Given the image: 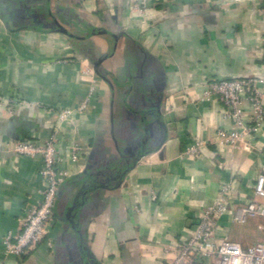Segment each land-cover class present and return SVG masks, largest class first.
Instances as JSON below:
<instances>
[{"label": "crops", "instance_id": "1", "mask_svg": "<svg viewBox=\"0 0 264 264\" xmlns=\"http://www.w3.org/2000/svg\"><path fill=\"white\" fill-rule=\"evenodd\" d=\"M32 1L0 0V96L34 106L9 113L0 105V264H68L66 247L79 244L99 264H166L165 248L190 238L222 186H232L238 205L251 199L264 162V121L255 134L225 145L216 133L234 124L220 101L203 92L210 80L253 78L264 106V0H139L141 12L128 0ZM35 11L41 19L28 15ZM52 18L83 39L58 32ZM97 31L107 33L92 34ZM99 58L113 89L93 71ZM91 89L87 109L78 112ZM151 93L148 109L159 96L164 129H153L147 152L117 188L91 193L79 228H72L65 213L76 181L86 177L90 161L116 155L112 129L121 144L125 110ZM63 110L71 114L57 123ZM243 110L251 124L246 102ZM56 125L67 177L57 192L54 226L26 255L7 254L5 236L17 232L44 187L41 157L14 154L9 145L43 143ZM195 141L204 143L198 155L185 154ZM224 239L243 246L262 241L264 218L237 224L231 211L224 213L216 242Z\"/></svg>", "mask_w": 264, "mask_h": 264}, {"label": "built area", "instance_id": "2", "mask_svg": "<svg viewBox=\"0 0 264 264\" xmlns=\"http://www.w3.org/2000/svg\"><path fill=\"white\" fill-rule=\"evenodd\" d=\"M133 10L142 11L139 0H128ZM257 80L244 79H219L205 83L203 95L215 97L224 106L225 115L233 122L230 131L218 130L217 141L225 145H234L243 136L255 134L264 121V106L261 103ZM264 84V80H261ZM92 89L88 96L78 106L77 111L87 109L92 98ZM246 102L252 115L251 124L245 121L243 104ZM0 105L12 113L19 108L34 107L31 103L15 97L0 96ZM51 111V110H50ZM71 114L63 110L57 114V123L67 120ZM58 128L51 133L43 143L21 140L9 145V150L14 154L36 156L42 159L40 174L44 182L40 202L29 208L15 234H7L4 238V248L7 254L24 256L39 244L54 226V207L60 185L67 177V172L60 167L61 157L57 151ZM203 142L195 141L185 149V154L197 156ZM79 148L71 154L72 160H78ZM231 185L221 187L217 198L210 206L203 208L190 238L175 246L166 247L165 256H171L166 264H199L211 262L215 264H264V239L252 245L243 246L237 241L224 239L216 242L218 220L224 213L231 211L233 221L245 224L254 218H264V162L256 178L251 199L238 205L234 201ZM155 200V194H151Z\"/></svg>", "mask_w": 264, "mask_h": 264}, {"label": "water", "instance_id": "3", "mask_svg": "<svg viewBox=\"0 0 264 264\" xmlns=\"http://www.w3.org/2000/svg\"><path fill=\"white\" fill-rule=\"evenodd\" d=\"M28 15L32 19H41L39 12L36 11L28 13ZM48 15L51 16L50 11H48ZM51 25L55 26L58 32L70 38L83 39L82 37L70 33L56 18H52ZM95 33L101 34L107 32L97 31L92 34ZM103 59L104 58H99L93 62V71L113 89L112 83L100 72L99 67ZM156 90L158 91L159 88ZM155 97L156 95L151 93L133 99V108L125 110V129L123 128L125 136L121 139V144L115 139L113 129L111 132L116 155L106 153V155H102V160L94 161L92 165L90 161L83 172V175L86 177L76 181L74 186L76 188L77 186L80 187L76 190L73 201L66 206L65 213V220L69 222L72 228H79L78 223L82 220L84 206L93 199L91 193L100 189L117 188L129 169H131L147 152L143 146L148 137H153V129L157 127H160L162 130L164 129L159 96L157 97V104L154 105L155 109H148L152 107V105H148V102L151 101V99H155ZM148 117H151V119L149 120ZM141 130L144 131V136H142ZM111 185L113 187H111ZM95 195H97V193L94 194V196ZM76 220L79 222H76ZM66 250L69 257L68 264H99L96 262L89 249L83 244H79L77 247H74L73 250L67 246Z\"/></svg>", "mask_w": 264, "mask_h": 264}, {"label": "trees", "instance_id": "4", "mask_svg": "<svg viewBox=\"0 0 264 264\" xmlns=\"http://www.w3.org/2000/svg\"><path fill=\"white\" fill-rule=\"evenodd\" d=\"M114 82L117 84V85H120L119 83V79L117 77H114ZM116 165V164H115Z\"/></svg>", "mask_w": 264, "mask_h": 264}, {"label": "rangeland", "instance_id": "5", "mask_svg": "<svg viewBox=\"0 0 264 264\" xmlns=\"http://www.w3.org/2000/svg\"><path fill=\"white\" fill-rule=\"evenodd\" d=\"M31 1H32V0H31ZM31 3H32V5L34 6L35 2H34V1H32Z\"/></svg>", "mask_w": 264, "mask_h": 264}]
</instances>
